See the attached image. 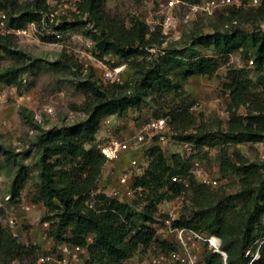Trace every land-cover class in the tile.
<instances>
[{"label": "rangeland", "instance_id": "1", "mask_svg": "<svg viewBox=\"0 0 264 264\" xmlns=\"http://www.w3.org/2000/svg\"><path fill=\"white\" fill-rule=\"evenodd\" d=\"M17 1L22 7L32 8L37 0ZM208 1L198 0L197 3L189 4L180 0H106L107 12L127 26L138 18L148 24L151 30L160 28L164 34L165 22H172V28L164 34L163 44L148 49V61L158 60L165 54V50H184L198 40L196 49L208 57H214L218 66L213 77H190L184 83V96L170 95L155 101V95L151 94L146 97L149 103L144 104L140 110L131 109L123 116L102 115L96 140L88 144L87 148L95 147L101 151V147L113 138L132 137L146 121L165 117L177 108L187 107L194 120L185 135L193 139L180 141L177 139L180 131L171 127L167 142L160 146L169 160L174 155H180L189 161L190 167L194 160L200 161L207 176L217 180L216 185L205 184L213 195L210 198L216 204L221 201L228 207L227 222L231 232L225 236L199 234L218 238L221 251L225 253V257L220 255L224 262L228 258L224 247L236 248V241L241 238L240 231L252 218H260L254 227L257 233L252 237L245 255L255 261L261 257L264 249V214L260 213L264 205L261 199V194H264V140L238 141L241 140L238 134L242 128L232 125L231 119L234 115L246 116L249 110L247 106L230 105L227 86L234 74L240 75L252 80L253 91L264 98V71L259 72L253 63L255 58L251 56L248 59L242 50L230 54L220 53L214 47L212 36L228 31H251L259 26L264 31V24L243 21L231 23L228 21L229 8L207 9ZM79 2L46 0L47 11L42 24H28L22 29L26 33L21 32V29L12 30L8 14L0 11V36H11L14 48L28 56L26 61L4 55L0 58V75H5L0 80V147L3 149L0 152V204L5 210L4 216L0 217V224L9 227L21 243L39 246L45 254L58 260L66 259L69 264H82L85 254H79L74 259L59 253L53 240L45 234L43 220L48 210L43 203L35 201L40 183L38 163L42 155V149L37 144L38 138L43 131L70 128L91 120L92 114L84 110L88 98L78 87L79 83L89 79L91 72L103 83L124 84L133 75L128 63L115 55L99 57L96 43L85 36V32L92 29L93 25L89 16L78 10ZM245 2L241 6L245 9L258 7L253 6L250 0ZM75 22H78L75 27L63 30L66 25ZM67 58L74 64L73 67L65 64L64 59ZM33 122L41 129L35 128ZM200 134L208 139L200 141ZM154 141L159 140L156 138ZM148 150L141 146L138 154L131 151L122 154L116 161L107 162L99 179L98 193L107 195L119 186V178L129 169L130 158L134 154L139 157L142 166H147L150 160ZM223 158L237 167H251V174L231 169L222 172ZM20 163L29 172L27 182L18 200L6 202V198L11 195ZM163 193L164 197L157 205L158 223L154 225L158 240L164 238L169 227H174L176 222L191 220L199 210V197L190 187V180L179 196L168 191ZM127 202L141 214L150 202V197H141L136 193ZM27 206H30V210H25ZM11 219L17 221L15 228L10 225ZM196 251L200 255L201 264H207L206 257L212 252L209 245L199 241ZM160 254V249L154 244L149 250H140L127 264H157ZM168 260L166 264H180L172 261L169 255ZM35 264H39L38 260Z\"/></svg>", "mask_w": 264, "mask_h": 264}, {"label": "trees", "instance_id": "2", "mask_svg": "<svg viewBox=\"0 0 264 264\" xmlns=\"http://www.w3.org/2000/svg\"><path fill=\"white\" fill-rule=\"evenodd\" d=\"M194 4L198 0H180ZM246 0H244V3ZM228 21L233 23L264 24V0L257 8L229 6ZM78 10L88 15L92 29L85 36L96 43L99 57L109 54L126 61L132 77L124 84L103 83L91 72L89 79L78 84L86 94L88 103L84 110L92 114L90 121L79 123L70 128H54L43 131L38 138V146L42 149L39 159L40 183L37 187L36 202L43 203L48 214L44 222H49V236L56 244L68 243L86 250V264H126L140 250H149L154 244L161 253L168 255L177 247L166 241L157 239L154 225L157 221V205L164 197V191L179 196L184 185L174 182L176 176H189V161L180 155H174L170 160L165 156L158 142L149 148V163L143 176L133 182L136 193L149 196L150 202L143 212L138 214L129 202H121L106 194L98 193V183L106 157L95 147L88 149L87 145L95 142L100 129L101 116H123L129 110H140L148 104L146 97L151 94L157 99L170 95L184 96V83L192 76L201 75L213 77L218 62L214 57L204 55L196 49V43L184 50H165V54L156 61H148V49L161 46L165 36L160 28L151 30L148 24L135 18L127 26L107 12L106 0H80ZM0 11L9 16V27L20 30L28 24H42L47 11L46 0H37L32 8L22 7L17 0H0ZM78 22L66 25L63 30L75 27ZM214 47L220 53L230 54L242 50L248 59L254 57V65L259 72L264 71V31L253 28L251 31H234L217 33L212 36ZM11 36H0V58L2 55L19 60H27L24 52L16 50L11 43ZM143 57V58H142ZM142 58V60H140ZM68 67H73L71 60L64 59ZM5 75H0L3 80ZM252 80L243 76H232L227 86L230 91V105L234 107L247 106L246 116L234 115L232 125L242 128L239 132L241 140L260 142L264 140V98L253 91ZM170 119V127L180 131L177 139L191 141L192 136L185 135L186 129L193 125L194 117L187 107H180L165 115ZM29 118V117H28ZM37 129L41 127L33 122ZM195 137V136H194ZM200 141L208 137L200 134ZM158 143V144H157ZM3 149L0 147V152ZM13 157V156H11ZM19 170L11 187L13 201L20 198L21 191L27 182L29 172L23 164H18ZM233 170L250 175L251 167H237L228 160L222 159V172ZM190 187L199 197V210L191 220L176 222L175 227H184L198 233L225 236L231 232L227 222L228 207L221 201L217 204L210 197L206 184H199L190 176ZM209 193V194H208ZM212 195V196H211ZM264 201V194H261ZM261 215L264 214L262 205ZM5 210L0 208V217ZM141 221V223H139ZM260 218L254 217L240 231L241 238L236 241V248L224 247L228 254L226 262L222 256L209 253L207 264H264V249L261 257L246 258V251L254 237V227ZM45 254L39 246H27L19 241L12 230L0 224V263L35 264L38 258Z\"/></svg>", "mask_w": 264, "mask_h": 264}, {"label": "built area", "instance_id": "3", "mask_svg": "<svg viewBox=\"0 0 264 264\" xmlns=\"http://www.w3.org/2000/svg\"><path fill=\"white\" fill-rule=\"evenodd\" d=\"M55 2L56 0H49V2ZM253 6H259L261 0H250ZM244 5V0H209L207 4V9L225 8L229 6L241 7ZM197 8V6H193ZM164 34L167 30L172 28V22L167 20L163 26ZM22 30V29H21ZM19 30V31H21ZM15 31V30H14ZM21 32L26 33V30ZM171 133L170 119L168 117L150 119L145 122L142 128L130 138H113L105 146L101 147L102 154L106 157L107 162H113L119 159L122 154L134 151L138 154L141 146L147 147L149 149L154 144V139H158L159 144H164L168 140V135ZM147 166H142L140 159L137 155H133L130 158L129 169L125 171L119 178V186L110 191L107 196L110 198L119 200L121 202H127L132 199L137 191L133 188V182L136 178L144 175ZM130 170V171H129ZM189 176H176L174 177V182L188 186L190 176L199 180L202 183L217 184V180H211L203 167V165L198 160H194L191 163V168L189 171ZM13 197L10 195L6 198V202H12ZM0 208L4 209V206L0 204ZM25 210H30V206H27ZM10 225L15 228L17 221L15 219L10 220ZM46 227V236L53 240L48 233L50 224L49 222H44ZM157 232V229H156ZM165 236L161 241H166L174 244L177 249L169 253V258L174 262H179L180 264H201V259L199 253L196 251L197 242L202 241L209 245L211 251L215 254H219L225 257V253L221 251V243L218 238L214 236L204 237L203 235L195 232L194 230L184 228V227H169L164 233ZM217 243H214V241ZM197 241V242H196ZM54 245L58 249L59 253L63 256H72L74 259L77 258L79 254L87 253L86 250L73 246L68 243L56 244ZM168 255L161 253L157 264H166L168 260ZM39 264H69L66 259H56L48 254H42L38 259Z\"/></svg>", "mask_w": 264, "mask_h": 264}, {"label": "crops", "instance_id": "4", "mask_svg": "<svg viewBox=\"0 0 264 264\" xmlns=\"http://www.w3.org/2000/svg\"><path fill=\"white\" fill-rule=\"evenodd\" d=\"M66 257H69V256H66ZM85 258H84V260L82 261V264H86L87 263V261H88V254L87 253H85V256H84ZM70 260H72V259H70ZM72 262V261H71ZM127 264V263H126Z\"/></svg>", "mask_w": 264, "mask_h": 264}, {"label": "bare ground", "instance_id": "5", "mask_svg": "<svg viewBox=\"0 0 264 264\" xmlns=\"http://www.w3.org/2000/svg\"><path fill=\"white\" fill-rule=\"evenodd\" d=\"M214 243H217V241L215 240Z\"/></svg>", "mask_w": 264, "mask_h": 264}]
</instances>
